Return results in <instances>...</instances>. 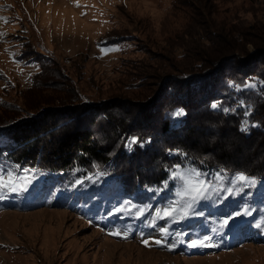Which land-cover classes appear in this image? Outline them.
I'll return each instance as SVG.
<instances>
[{
  "label": "rangeland",
  "instance_id": "rangeland-1",
  "mask_svg": "<svg viewBox=\"0 0 264 264\" xmlns=\"http://www.w3.org/2000/svg\"><path fill=\"white\" fill-rule=\"evenodd\" d=\"M0 17L9 21L0 20L6 33L0 38V106L20 108L22 91L45 64V72L69 76L84 102L140 105L132 114L149 115L134 124L148 130L158 128L162 104L182 99L236 109L225 113L233 122L259 127L264 79L251 68L253 74L241 75L221 59L247 64L264 58V0H0ZM98 45L121 50L100 58ZM251 82L255 89L243 88ZM241 100L252 106L251 116L238 106ZM8 171L15 191L0 190V264H264V204L241 206L236 197L243 191L210 192L180 223L155 218V210L174 197L146 206L124 202L110 213L111 222L106 219L107 232H128L123 240L66 212L14 209L10 203L31 195L33 187L11 168L0 169V176ZM162 228L168 229L165 237ZM142 239H165L176 248H146ZM201 241L218 247L187 246Z\"/></svg>",
  "mask_w": 264,
  "mask_h": 264
},
{
  "label": "trees",
  "instance_id": "trees-1",
  "mask_svg": "<svg viewBox=\"0 0 264 264\" xmlns=\"http://www.w3.org/2000/svg\"><path fill=\"white\" fill-rule=\"evenodd\" d=\"M219 49L227 52L223 45ZM228 57L221 59L226 60L224 66L235 64L241 75L253 74V69L264 79L263 56L247 64ZM211 64L217 67L220 62ZM45 66L41 64L31 86L22 91L20 108L10 102L0 106V169L11 168L33 187L31 195L10 203L14 209L66 212L105 234L110 226L106 219L111 222L110 213L122 203L146 206L173 197L175 186L166 169L176 164L203 172L223 170L228 177L224 188L243 191L236 197L238 204L248 208L264 204L257 194H264V107L258 111L261 119H255L259 127L242 132L223 109L182 99L168 107L162 104L161 122L152 131L134 124L138 116L149 115L132 114L140 105L101 107L84 102L69 76L58 69L45 72ZM179 110L184 115H175ZM236 174L256 184L232 186L229 181ZM165 181L169 188L154 194L152 189L162 188Z\"/></svg>",
  "mask_w": 264,
  "mask_h": 264
},
{
  "label": "snow or ice",
  "instance_id": "snow-or-ice-1",
  "mask_svg": "<svg viewBox=\"0 0 264 264\" xmlns=\"http://www.w3.org/2000/svg\"><path fill=\"white\" fill-rule=\"evenodd\" d=\"M76 7H80L79 3L75 5ZM10 7V6H9ZM0 20L3 23L8 24L9 21L6 18L0 17ZM6 36V33L0 32V38ZM99 51L101 53V57L103 58L105 55H108L115 51H120L121 49L117 48H108L106 46H99ZM245 89H255L256 84L254 82L246 83L243 85ZM237 91H241V86H236ZM239 107L244 108V115L251 116L252 114V106L245 104L243 100L239 101ZM219 106L216 104L212 105L213 109H217ZM235 111L236 109H223L224 112ZM175 115L180 116L183 115L182 112H177ZM256 127L257 125L252 124L249 125L248 120L242 121L241 131L247 132L249 127ZM131 143L135 144L136 141L133 139ZM179 156H185L184 153H175ZM169 173L168 180L172 181L175 186V191L173 192L172 199H169L165 205L161 208L155 210V218L157 220H171L173 223H180L189 218L190 214H194L195 208L198 204L203 201L210 199V192H216L219 194V191H226L229 196L232 195L235 188H223L224 182L228 179L226 175L223 174V170L215 173L214 177L210 178V174L207 172H203L196 167L184 166L182 167L180 164L173 165L171 168L166 169ZM213 179L215 180V184L213 183ZM13 177L12 172L8 171L6 175L0 176V190L10 189L15 191L14 184L12 183ZM232 185L246 186L252 187L256 184L254 179L247 177L244 174H236L229 181ZM169 188L168 181L164 182L162 188L152 189L154 194H160L163 191H166ZM226 198V197H225ZM143 211L140 212L139 216L136 218L139 219L143 216ZM239 214V213H238ZM247 214V213H245ZM226 223V222H225ZM154 226V225H153ZM223 226V225H222ZM168 232L167 228L161 229L162 237H165ZM110 236H116L123 240H127L129 238L128 232L121 231H110L107 233ZM142 244L144 247L149 248L151 244H155L159 248H162L166 251L172 252L175 250V244H168L165 239H156V240H148L142 239ZM189 248H197V247H218V245L212 243H205L201 241L199 244L197 242H190L187 245Z\"/></svg>",
  "mask_w": 264,
  "mask_h": 264
}]
</instances>
